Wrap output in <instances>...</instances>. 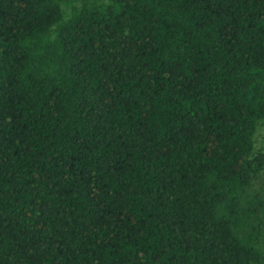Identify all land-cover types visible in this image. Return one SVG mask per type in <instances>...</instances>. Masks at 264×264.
I'll use <instances>...</instances> for the list:
<instances>
[{
  "label": "trees",
  "instance_id": "1",
  "mask_svg": "<svg viewBox=\"0 0 264 264\" xmlns=\"http://www.w3.org/2000/svg\"><path fill=\"white\" fill-rule=\"evenodd\" d=\"M264 0H0V264H264Z\"/></svg>",
  "mask_w": 264,
  "mask_h": 264
},
{
  "label": "rangeland",
  "instance_id": "2",
  "mask_svg": "<svg viewBox=\"0 0 264 264\" xmlns=\"http://www.w3.org/2000/svg\"><path fill=\"white\" fill-rule=\"evenodd\" d=\"M254 145L255 147L261 148L264 152V126L258 124L254 134ZM264 180V167L259 176L254 180V183Z\"/></svg>",
  "mask_w": 264,
  "mask_h": 264
}]
</instances>
